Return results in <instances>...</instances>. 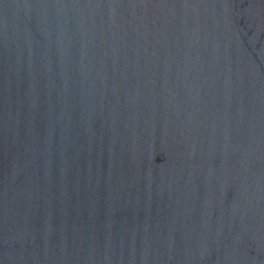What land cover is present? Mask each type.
Here are the masks:
<instances>
[{
    "label": "water",
    "instance_id": "1",
    "mask_svg": "<svg viewBox=\"0 0 264 264\" xmlns=\"http://www.w3.org/2000/svg\"><path fill=\"white\" fill-rule=\"evenodd\" d=\"M0 264H264V0H0Z\"/></svg>",
    "mask_w": 264,
    "mask_h": 264
}]
</instances>
